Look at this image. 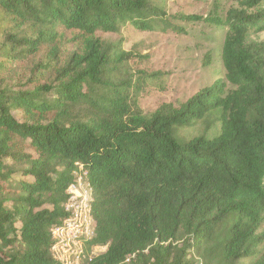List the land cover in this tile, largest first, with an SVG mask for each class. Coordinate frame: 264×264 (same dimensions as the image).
I'll use <instances>...</instances> for the list:
<instances>
[{
	"label": "trees",
	"instance_id": "trees-1",
	"mask_svg": "<svg viewBox=\"0 0 264 264\" xmlns=\"http://www.w3.org/2000/svg\"><path fill=\"white\" fill-rule=\"evenodd\" d=\"M166 1L0 0V264H59L51 230L77 165L93 189L87 248L106 247L90 264H264V40L253 39L264 0H232L225 13L216 3L206 16L171 15ZM199 23L226 30L225 80L145 116L132 75L116 74L144 56L96 34L186 35L181 24ZM58 27L81 44L60 65ZM45 46L34 70L52 72L50 83L7 82ZM210 120L214 136L182 137Z\"/></svg>",
	"mask_w": 264,
	"mask_h": 264
},
{
	"label": "rangeland",
	"instance_id": "rangeland-1",
	"mask_svg": "<svg viewBox=\"0 0 264 264\" xmlns=\"http://www.w3.org/2000/svg\"><path fill=\"white\" fill-rule=\"evenodd\" d=\"M218 3L225 13L234 6L232 0H168L164 3L167 13L206 16ZM186 35L154 32H140L133 28L122 29L118 34L98 32L96 37L106 44L120 45L122 51L141 54L143 59L135 58L121 68L118 77L132 75V89L129 91L132 104L147 117H151L163 105L179 107L199 91L210 87L218 80H225L221 62V48L225 39V29L206 27L203 24H181ZM60 65L74 53L80 52L81 44L76 42L78 32L66 31L58 27ZM253 39L264 40V33L254 35ZM49 49L45 46L41 53L26 62L17 63L3 77L10 84L20 83L33 89L37 84L50 83L52 72L35 71V66L44 64ZM209 55V59L208 56ZM206 63H209L206 65ZM140 72V73H139ZM144 72L145 74H142ZM228 89L231 87L228 85ZM19 120L20 112L15 113ZM219 131L216 120L201 122L182 131V137L214 136ZM262 231V230H261ZM106 251H97L102 255ZM193 264H201L198 257ZM253 260L240 264H252Z\"/></svg>",
	"mask_w": 264,
	"mask_h": 264
},
{
	"label": "built area",
	"instance_id": "built-area-1",
	"mask_svg": "<svg viewBox=\"0 0 264 264\" xmlns=\"http://www.w3.org/2000/svg\"><path fill=\"white\" fill-rule=\"evenodd\" d=\"M77 166L79 170L74 173L75 180L67 190L66 218L51 230V255L59 264H90L98 256L97 251L106 248H87L88 242L96 237L93 189L83 167Z\"/></svg>",
	"mask_w": 264,
	"mask_h": 264
}]
</instances>
